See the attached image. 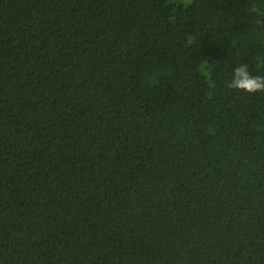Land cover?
<instances>
[{
  "label": "trees",
  "instance_id": "obj_1",
  "mask_svg": "<svg viewBox=\"0 0 264 264\" xmlns=\"http://www.w3.org/2000/svg\"><path fill=\"white\" fill-rule=\"evenodd\" d=\"M264 0H0V264H264Z\"/></svg>",
  "mask_w": 264,
  "mask_h": 264
},
{
  "label": "clouds",
  "instance_id": "obj_2",
  "mask_svg": "<svg viewBox=\"0 0 264 264\" xmlns=\"http://www.w3.org/2000/svg\"><path fill=\"white\" fill-rule=\"evenodd\" d=\"M228 88L249 95L264 93V76L253 75L247 64H240L234 69Z\"/></svg>",
  "mask_w": 264,
  "mask_h": 264
},
{
  "label": "rangeland",
  "instance_id": "obj_3",
  "mask_svg": "<svg viewBox=\"0 0 264 264\" xmlns=\"http://www.w3.org/2000/svg\"><path fill=\"white\" fill-rule=\"evenodd\" d=\"M173 1H183V2H185V3H189V2H191L192 0H173Z\"/></svg>",
  "mask_w": 264,
  "mask_h": 264
}]
</instances>
